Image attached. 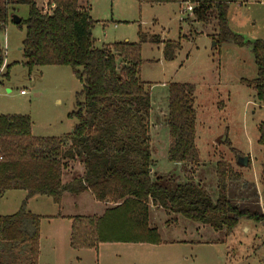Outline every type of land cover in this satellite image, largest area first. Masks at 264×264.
Instances as JSON below:
<instances>
[{"label":"trees","instance_id":"16d2710c","mask_svg":"<svg viewBox=\"0 0 264 264\" xmlns=\"http://www.w3.org/2000/svg\"><path fill=\"white\" fill-rule=\"evenodd\" d=\"M137 1L150 6L194 4L192 14L202 23L213 15L216 45L233 43L250 48L257 73L248 85L264 106V43L247 42L231 32L225 2ZM44 2L49 12L34 0H0V32L12 23L15 7L26 6L27 18L17 25L25 27L21 48L24 66L29 72L35 67H69L82 89L76 95L75 111L68 115L75 125L61 137H34L28 116L0 115V197L9 191L25 193L16 213L0 216V264H38L42 218L26 208L34 197H49L59 206L64 193L88 191L95 201L110 204L99 217L71 218L69 246L75 251L97 250L103 244L159 245L157 229L149 226L151 206L227 235L239 219L264 222L257 204L240 205L228 197L229 183L240 176L223 161L215 166L219 192L215 202L199 185L152 178L151 97L139 80V71L141 44L158 45L159 37H147L139 31L138 43L117 42L95 48L91 36L95 22L89 8L79 7L78 0ZM179 48L165 42L164 59L173 60ZM167 92V158L190 169L200 160L195 144V88L192 84L171 83ZM257 131L258 144L264 149V119ZM74 162L82 165V173L72 174V180L65 183L64 173ZM260 169L264 181V155Z\"/></svg>","mask_w":264,"mask_h":264},{"label":"rangeland","instance_id":"374dc122","mask_svg":"<svg viewBox=\"0 0 264 264\" xmlns=\"http://www.w3.org/2000/svg\"><path fill=\"white\" fill-rule=\"evenodd\" d=\"M34 1L41 8L46 0ZM222 1L228 5L231 32L244 41L264 43V0ZM78 6L91 10L95 48L117 42L138 43L139 31L160 39L158 45L141 44L139 71V80L151 97L152 178L199 185L215 202L219 195L215 166L223 161L240 176V181L229 183L228 197L240 205L257 204L264 214V181L260 179L264 149L258 144L257 131L264 119V106L248 85L257 73L250 48L233 43L216 45L214 16L204 23L197 21L192 14L194 4L150 6L137 0H78ZM27 14V7L19 5L13 15L25 20ZM24 38L25 27L13 23L0 32V115L28 116L34 137L67 135L75 125L68 115L76 109L82 84L69 67H35L29 72L21 52ZM165 42L180 47L171 61L163 56ZM171 83L195 88V144L200 160L190 169L167 158V87ZM240 157L248 158L246 167L237 165ZM70 167L63 176L65 183L83 170L78 162ZM9 194L7 204H0V215L20 208L24 192ZM34 200L28 211L62 216L42 221L39 264H264V222L239 219L227 235L151 206L149 224L159 233V245L103 244L98 250L75 251L69 246L71 218L99 217L110 205L95 201L88 191L64 193L59 206L49 197Z\"/></svg>","mask_w":264,"mask_h":264},{"label":"crops","instance_id":"0c3cea01","mask_svg":"<svg viewBox=\"0 0 264 264\" xmlns=\"http://www.w3.org/2000/svg\"><path fill=\"white\" fill-rule=\"evenodd\" d=\"M182 5H187V4H181V5H179V6H182ZM90 12H91V10H90ZM7 91H9V90H7ZM15 193V192H21V191H9V192H5L1 197H0V204L1 203H6L7 204V201H8V196H10V194L9 193ZM16 195H19V194H16ZM17 198L19 197V196H16ZM21 197H22V200L25 198V193L24 194H21ZM34 199H36V197H34V198H31L29 201H28V203H27V210H28V208L30 207V203L32 202V201H35ZM94 199V198H93ZM52 201V200H51ZM37 203V202H36ZM53 203V202H52ZM6 204H3V205H6ZM106 205H110L109 203H106L105 204V207H107ZM153 208V207H152ZM154 209H157V208H154ZM17 211H18V209H16ZM150 210H151V208H150ZM160 209H157L156 211H159ZM16 211V212H17ZM15 212V213H16ZM31 214H34V215H37V216H40L42 219H41V221H40V231H39V255H40V241H41V226H42V221H44V220H47V221H53L55 218L56 219H61L62 218V216L61 215H42V214H39V213H37V212H31V211H29ZM12 214H14V213H12ZM12 214H2V215H0V216H8V215H12ZM167 214V213H166ZM150 215H151V211H150ZM149 222H150V220H149ZM71 224V223H70ZM149 226H150V224H149ZM151 227V226H150ZM142 245H145V244H142ZM149 246H153V245H149ZM98 250V249H97ZM38 255V264H39V256Z\"/></svg>","mask_w":264,"mask_h":264},{"label":"water","instance_id":"95a60500","mask_svg":"<svg viewBox=\"0 0 264 264\" xmlns=\"http://www.w3.org/2000/svg\"><path fill=\"white\" fill-rule=\"evenodd\" d=\"M11 21H12L13 24L18 25L20 23L21 19L18 18L17 16H15V15H12ZM224 139H225V137L221 141H224ZM247 162H248V158L247 157H240L237 160V165L240 166V167H246L247 166Z\"/></svg>","mask_w":264,"mask_h":264},{"label":"built area","instance_id":"2783aa9c","mask_svg":"<svg viewBox=\"0 0 264 264\" xmlns=\"http://www.w3.org/2000/svg\"><path fill=\"white\" fill-rule=\"evenodd\" d=\"M43 10H44V12H49L48 10H50V9L44 5ZM21 94H24V91H21Z\"/></svg>","mask_w":264,"mask_h":264}]
</instances>
